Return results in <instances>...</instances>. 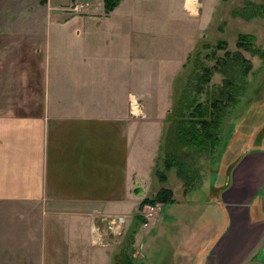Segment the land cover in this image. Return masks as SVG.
I'll use <instances>...</instances> for the list:
<instances>
[{
    "label": "crops",
    "instance_id": "obj_1",
    "mask_svg": "<svg viewBox=\"0 0 264 264\" xmlns=\"http://www.w3.org/2000/svg\"><path fill=\"white\" fill-rule=\"evenodd\" d=\"M182 4L190 15L203 9L197 0ZM118 11L91 14L93 38L78 29L75 40L39 41L38 69L21 62L19 86L0 105V264H113L117 249L96 242L97 212L125 216L129 232L138 219L134 264L264 263L258 151L242 150L218 169L225 180L211 184L207 202L185 200L201 210L172 215L170 231H164L171 217L164 203L145 224L135 215L142 198L159 189L153 169L165 137V105L193 41L144 39L142 31L113 23ZM178 185L188 191L183 181ZM128 206L131 213L110 211ZM211 213L219 225L210 235L217 221Z\"/></svg>",
    "mask_w": 264,
    "mask_h": 264
},
{
    "label": "rangeland",
    "instance_id": "obj_2",
    "mask_svg": "<svg viewBox=\"0 0 264 264\" xmlns=\"http://www.w3.org/2000/svg\"><path fill=\"white\" fill-rule=\"evenodd\" d=\"M250 2L252 0H206L204 3L203 0H197L198 7L203 6V9L194 15L184 9L182 0H120L115 6L119 10L116 14L119 15L114 16L113 23L122 22L128 30L130 26L131 32L142 31L144 39L164 42L176 38L180 46L191 45L193 41V47H189L184 62L186 66L181 70L179 81L172 87L171 101L165 105L170 107L166 115L165 137L159 143L161 148L157 147L159 156L155 166L165 171L167 179L160 181L158 177H154L156 187H173L176 199L174 202L164 203L162 207L165 213L171 215L165 219L164 231H170L172 215L188 208L184 205L185 200L207 202V195L214 193L211 184H219L226 178L225 172L216 171L223 166L226 168L233 156H239L242 150H264V140L260 144L257 140L258 131L264 125V98L263 92L256 94L264 89V14L260 11L253 15ZM98 12L109 13L104 9L103 0H0V66L3 64L0 67V105L8 104L11 101V90L19 86L18 76L23 69L22 66L19 68L21 62L28 59L29 62H34L35 70L38 69L39 41L47 38L52 41L75 40L78 37L74 32L78 29L91 31L92 34L88 36L93 38V23L96 18L91 14ZM70 16L72 17L64 23L55 21H63ZM240 32L254 35V45L258 51L250 53L240 49L251 60L252 67L243 76L244 79L239 73L242 67H236L234 71L233 78L235 82L241 83L242 91L238 92L237 100L229 105L222 118L219 127L220 143L213 151L184 144L177 136V116L172 114L175 108L177 110L183 84L188 80L189 88L192 87L189 75L193 77L192 73L201 71L202 64H213L211 55L214 51L222 54L223 49H216L218 39H226V47L234 50V42ZM260 51L263 52L261 55ZM211 77L214 84L222 82L220 71L215 70ZM4 86H7L8 94L2 91ZM168 159L178 163L185 161L186 171L189 172L186 177L188 191L185 193H182L178 185V181L183 179L178 176L177 167L164 168ZM263 187L264 181L262 191ZM188 209L192 215L201 210L195 206ZM110 211L131 213L132 209L131 206L125 209L112 207ZM93 218L97 244L110 245L115 251L128 240V229H122L119 233L111 231L108 227L109 217L105 214L97 212ZM211 218L217 221L211 220L208 227L210 235L219 225L217 214L211 213ZM137 221L133 217L130 229L135 228ZM180 232L179 230V234Z\"/></svg>",
    "mask_w": 264,
    "mask_h": 264
},
{
    "label": "trees",
    "instance_id": "obj_3",
    "mask_svg": "<svg viewBox=\"0 0 264 264\" xmlns=\"http://www.w3.org/2000/svg\"><path fill=\"white\" fill-rule=\"evenodd\" d=\"M119 1L103 0L105 11L109 12L112 10ZM250 3L253 7V15L258 14L260 11L264 14L263 2L252 1ZM253 37L252 33H238L234 42L236 44L234 50L226 47V39H218L216 49H223L222 54L214 51L211 55L214 60L213 64H202L201 71L194 72L195 74L192 73L193 77L189 75L192 87L189 88L188 80L184 83L185 85L183 84L177 110L175 108L172 114L173 116H177L175 120L177 136L184 144L198 149L213 151V148L220 143L219 127L222 123V118L226 114L229 105L237 100L238 92L242 91L241 83L239 81L235 82L233 78L234 71L236 67H242L239 73L240 77L244 79L243 76L252 67L251 60L240 49L250 53L258 51V48L254 45ZM262 53L260 51V55ZM185 66L186 63L183 64V68ZM215 70L220 71L223 76L222 82L219 84L212 82L211 76ZM184 162V160L179 163L178 161L171 162L168 159L164 168L168 169L171 166H176V172L183 179V184L186 186V177L189 176V172L186 171ZM153 172L161 181L167 179L165 171L159 170L157 166L154 167ZM171 200H173L171 187L161 186L153 195L142 198L138 205L141 207L146 203L154 201H162L166 204ZM132 231L134 229L130 230L127 236L128 240L112 256L113 264H134L132 256Z\"/></svg>",
    "mask_w": 264,
    "mask_h": 264
},
{
    "label": "built area",
    "instance_id": "obj_4",
    "mask_svg": "<svg viewBox=\"0 0 264 264\" xmlns=\"http://www.w3.org/2000/svg\"><path fill=\"white\" fill-rule=\"evenodd\" d=\"M163 202L154 201L142 205L138 208L137 214H140L143 217L144 224L154 215V212L161 209ZM108 218V227L111 231H116L117 233L124 230L125 216L123 215H109Z\"/></svg>",
    "mask_w": 264,
    "mask_h": 264
},
{
    "label": "flooded vegetation",
    "instance_id": "obj_5",
    "mask_svg": "<svg viewBox=\"0 0 264 264\" xmlns=\"http://www.w3.org/2000/svg\"><path fill=\"white\" fill-rule=\"evenodd\" d=\"M261 92H263V97L262 98H264V89H262V90H260L259 91V93H258V91L256 92V94L257 95H259V94H261ZM258 98H259V96H258ZM258 141H259V144H260V141H263L264 140V125L259 129V131H258ZM248 151H258V152H260L261 154V156L264 158V150H261V149H259V150H248Z\"/></svg>",
    "mask_w": 264,
    "mask_h": 264
},
{
    "label": "water",
    "instance_id": "obj_6",
    "mask_svg": "<svg viewBox=\"0 0 264 264\" xmlns=\"http://www.w3.org/2000/svg\"><path fill=\"white\" fill-rule=\"evenodd\" d=\"M263 194H264V187H263ZM246 264H264L263 262H260V261H256V260H254V261H249L248 263H246Z\"/></svg>",
    "mask_w": 264,
    "mask_h": 264
}]
</instances>
